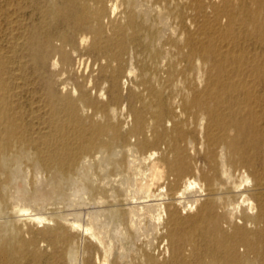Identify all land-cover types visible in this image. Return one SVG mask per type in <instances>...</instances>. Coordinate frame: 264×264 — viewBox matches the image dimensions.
<instances>
[{
	"label": "bare ground",
	"instance_id": "1",
	"mask_svg": "<svg viewBox=\"0 0 264 264\" xmlns=\"http://www.w3.org/2000/svg\"><path fill=\"white\" fill-rule=\"evenodd\" d=\"M38 14L29 42L42 68L59 49L54 15L93 35L116 99L124 77L137 86L130 120L115 107L84 118L88 93L49 91L32 113L50 131L35 134L0 60V264L34 243V223L55 225L53 243L89 237L102 264H264V49L213 42L240 25L264 45V0H65ZM199 16L208 42L194 37ZM134 36L140 68L123 41Z\"/></svg>",
	"mask_w": 264,
	"mask_h": 264
},
{
	"label": "rangeland",
	"instance_id": "2",
	"mask_svg": "<svg viewBox=\"0 0 264 264\" xmlns=\"http://www.w3.org/2000/svg\"><path fill=\"white\" fill-rule=\"evenodd\" d=\"M64 1L0 0V60L3 62L1 75L11 88L18 85L23 87L21 103L26 113L25 122L29 125V130L35 134L50 131L49 115L45 111L32 113L38 106H44L47 103L49 91H52L54 95L63 97L68 95L74 99L88 93L89 100H92L89 104L92 107H86L85 110L82 106L78 108V113L84 118L92 116L93 110L102 111L115 107L118 110L119 119H128V117V120L131 119L132 94L136 90L137 82L134 78L124 77L121 81L123 85L126 81L127 83L122 89V99H116L118 89L112 87L110 74L101 70L103 59L92 47V34L68 31L57 17L50 15L44 21L52 25L54 42L59 49L52 54L46 68H42L41 63L34 58L29 40L32 30H40V25L43 23L42 15L38 14L39 7L50 9L62 5ZM223 24H226V20ZM194 31L195 39L203 42H208V37L213 34V31L205 28L204 19L201 16L196 19ZM84 36L88 39L81 43L80 40ZM111 37H113L112 30L110 24L106 22V34L103 40ZM141 39L142 37L134 36L123 40L127 49H131L132 55H135L133 62L137 68L143 65L144 56H146L141 48L143 42ZM213 42L229 45L232 49H264V45L258 43L250 36L248 29L240 25H236L229 35L213 34ZM66 55L70 57L69 61H66ZM127 66L130 68L129 62ZM13 100L14 104H18L17 96ZM61 116L65 117V114ZM23 164L25 167V162ZM54 227L53 223L26 225L24 237L33 239L34 243L29 245L25 253L18 254V262L14 264H102L103 252L90 244L89 237L84 242L74 239L75 243H53L50 234ZM71 248L76 251L77 257L79 255L73 262L69 258ZM35 251H38L41 256L36 257Z\"/></svg>",
	"mask_w": 264,
	"mask_h": 264
}]
</instances>
